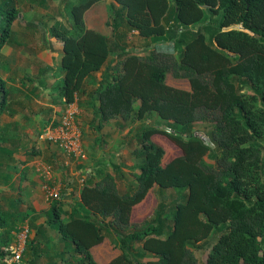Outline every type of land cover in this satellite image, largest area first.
<instances>
[{"label":"trees","instance_id":"16d2710c","mask_svg":"<svg viewBox=\"0 0 264 264\" xmlns=\"http://www.w3.org/2000/svg\"><path fill=\"white\" fill-rule=\"evenodd\" d=\"M102 1L65 0L66 22L47 29L62 47L63 80L55 98L76 102L85 80L116 56L112 73L91 96L98 129L150 116L165 127L137 132L132 153L142 164L132 189L121 191L113 174L91 175L68 210L59 201L51 205L46 226L63 243L56 258L60 264H98L92 249L111 239L121 253L109 264H199L191 244L220 229L207 264H264V0H111L118 6L110 8L112 38L85 22ZM19 20L24 17L16 0H0V55L14 41ZM129 33L153 44L143 54L129 53ZM168 73L187 80L190 90L168 85ZM17 104L0 77V121ZM199 124L208 128V141L195 131ZM158 136L180 154L166 161ZM6 140L0 131V148ZM25 154L37 152L26 147ZM155 186L184 193L170 213L161 204L144 224L134 225V208ZM10 225L8 211L0 208V232ZM41 229L29 240L28 264L43 256L40 246L49 236ZM13 242L0 235V264Z\"/></svg>","mask_w":264,"mask_h":264},{"label":"rangeland","instance_id":"374dc122","mask_svg":"<svg viewBox=\"0 0 264 264\" xmlns=\"http://www.w3.org/2000/svg\"><path fill=\"white\" fill-rule=\"evenodd\" d=\"M16 2L24 20L16 23L13 32L16 37L0 55V77L11 89L15 101L19 103L14 107L12 115H5L0 121V131L7 136V140L3 141L0 148V208L8 211L12 223L8 230L0 233L15 242L21 229L28 227L32 231L33 240L38 228L43 227L41 233L47 234L49 238L44 239L43 245L40 246L43 256L38 259L37 264H60L61 261L56 255L63 249L61 238L57 232L46 226L47 212L56 201L52 200L46 187L59 190L61 193L59 202L65 205V209H68L69 203L67 195L65 197L63 195L67 190L75 189L74 182L77 180L74 176H78L77 173L79 180L90 171L96 173V177L113 174L121 191L132 189L133 185L136 186L135 177L139 174L142 164V161L132 153L137 144L136 134L141 127H165V123H161L153 116L136 123L116 119L99 131L95 129L97 128L95 120L94 127L89 129L85 127L82 130L84 157L73 159L72 164L67 166L71 169L63 170L59 161L63 160L64 154L47 141L43 142L40 137L55 115L53 108L45 107L46 103L52 101L47 99L46 95L49 92H56L63 80L60 65L61 44L46 32L55 21L66 22L65 0H16ZM113 6L118 7L111 0H104L95 5L85 16L87 27L101 30L112 38L110 8ZM152 42L140 38L137 33H129L127 51L143 54L146 47L153 44ZM160 44H165V40ZM166 79L170 86L190 90L187 80L175 79L172 73H168ZM55 106L62 112V103L61 107L58 104ZM63 114L62 112V116L58 117H63ZM204 126L197 125L195 131L207 140L208 128ZM96 137L99 139L98 142ZM154 139L166 150V161L180 154V150L166 137L158 136ZM26 147H34L37 155L27 156ZM31 157H33L31 160L43 157L44 162L52 168L53 176L49 183L43 178L42 180L36 178L37 174L33 168L26 166ZM73 168L74 176L71 174ZM24 169H28L27 179L21 182L20 177ZM54 174L60 175L61 179L58 177L60 180L57 178L55 180ZM182 191L163 190L155 186L146 199L134 208L131 222L141 226L153 216L161 204L167 205V212L170 213L173 201L184 193ZM220 234L221 230L216 229L208 240L191 244L190 247L195 252L199 264H207V254ZM120 253L117 244L115 246L111 239H106L103 245L93 251V257L98 264H109ZM32 257L31 249L27 246L21 264H28ZM146 258L152 257L147 255Z\"/></svg>","mask_w":264,"mask_h":264},{"label":"built area","instance_id":"2783aa9c","mask_svg":"<svg viewBox=\"0 0 264 264\" xmlns=\"http://www.w3.org/2000/svg\"><path fill=\"white\" fill-rule=\"evenodd\" d=\"M76 115L77 109L71 104L68 105L59 122L49 125L40 137L43 142L47 141L49 144L58 147L68 159L75 160L84 157L82 132L77 125ZM37 172L47 182L53 175L52 168L47 165L37 164ZM91 175L93 176L91 171L87 172L82 179V183L88 178L87 176ZM46 189H48L53 201L57 202L61 199L59 190L49 188V186ZM31 237L32 231L28 227L21 229L16 241L7 249L10 257L6 260L5 264H21Z\"/></svg>","mask_w":264,"mask_h":264},{"label":"crops","instance_id":"0c3cea01","mask_svg":"<svg viewBox=\"0 0 264 264\" xmlns=\"http://www.w3.org/2000/svg\"><path fill=\"white\" fill-rule=\"evenodd\" d=\"M90 29H93V28H90ZM94 30H97V29H94ZM97 31L98 32H101V30H97ZM101 33L104 34L105 36H108L107 34H105L103 32H101ZM61 52H62V50H61ZM117 62H118L117 57L116 56H112L110 58V63L108 65H106L102 70H100L99 73L97 72V73H94V74L90 75L85 80V82H84V87H83L82 92L80 93V96H78V98L76 99V102H74L73 104H71L73 107H75L77 109L76 122H77V125H78L79 129H81V132H82L83 128H85V127H87V129L94 127V123L93 122L96 120L95 119L94 112H95V107H96L97 103L94 102L91 99V96L100 88V85H101V82H102V79L104 78V76L107 75V74L112 73V68L115 67V65L117 64ZM58 90H59V88H58ZM56 92H54V93H50L49 92V94L46 95L47 96V99H50L52 101L46 103L45 107L53 108L55 110L54 111L55 112V115L53 116V119H51L49 121L48 126L51 125V124H54V123L57 124L59 122V120L62 118V117H58V115L59 116H62V112L64 113V111L68 107V105L65 102H60V101H57L56 100V98H55V93ZM61 103H62V107H61ZM56 104H58V106L61 107V111L62 112H59L60 111V108H56V106H55ZM90 114H92V115H90ZM109 123H111V122H109ZM107 124H105L102 127V129L99 130L98 129L99 128V123L97 122L96 123L97 128H95V129H97L99 131H102ZM98 140L99 139L96 137V141L97 142H98ZM51 146L54 147L55 149H58L60 151V149L58 147H55L54 145H51ZM38 156H39V154H38ZM62 157H63V160L62 161H59V165H60V167L63 170H65L66 168L68 169L69 167H67V166L70 165V164H72L73 159H68L65 155H62ZM32 158L33 157H31L30 159H28L29 164H26V166L27 165L28 166H31L33 168V170L35 171V173L37 174V177L36 178H39V179L42 180L41 176L37 172V164L47 165V163L44 162L43 157H37L34 160H31ZM69 169H71V168H69ZM25 170H27V173H28V169H24L23 172H22V177H24V171ZM73 170H74V168L71 170V174H73V176H74ZM64 174H66V171H64ZM92 174H93L94 177L96 176V173L93 172ZM54 175H55V180H56V178L58 179V181L61 179L60 175H58V174H54ZM77 175L79 176V173H77ZM85 175L81 176L80 177V180H79V177L78 176H76V175L74 176L75 179L77 180V181L74 182V184H76L75 185V189L72 188V189H69V190L66 191L67 196H69V195L70 196H73L74 195V197H75V199L70 198L68 200V203L69 204H72L75 201H79L80 192H81V190L83 188V185H84V183H82V179L84 178ZM52 176L50 177L48 183L51 181ZM43 180H45V179H43ZM77 182L80 183V184L82 183V185H79ZM76 187H78V188H76ZM57 188H59V187H57ZM68 209H69V205H68ZM68 209H66V210H68ZM104 242L102 244L94 247L92 249V254H93V251L97 247L103 245ZM62 245H63V243H62Z\"/></svg>","mask_w":264,"mask_h":264}]
</instances>
